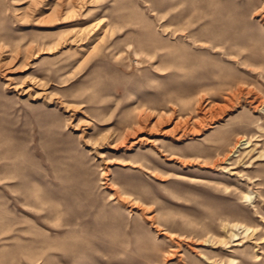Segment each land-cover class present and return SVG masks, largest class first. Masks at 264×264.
Returning a JSON list of instances; mask_svg holds the SVG:
<instances>
[{
  "label": "rangeland",
  "instance_id": "1",
  "mask_svg": "<svg viewBox=\"0 0 264 264\" xmlns=\"http://www.w3.org/2000/svg\"><path fill=\"white\" fill-rule=\"evenodd\" d=\"M57 1L0 0V264H264V0Z\"/></svg>",
  "mask_w": 264,
  "mask_h": 264
},
{
  "label": "bare ground",
  "instance_id": "2",
  "mask_svg": "<svg viewBox=\"0 0 264 264\" xmlns=\"http://www.w3.org/2000/svg\"><path fill=\"white\" fill-rule=\"evenodd\" d=\"M37 2V0H32V2ZM64 1V0H63ZM63 1H57L56 3H54V4H52L51 3V9H50V13L48 14L49 16L50 15H52L51 17H50V19H56V18H58V13H59V9H60V7H61V5H62V2ZM65 3H67V1L65 2ZM46 16L47 18L49 17V16ZM49 19V18H48ZM47 19V20H48ZM95 34V33H94ZM97 34H95L94 36H96ZM61 37V36H60ZM69 38V37H68ZM97 38H102L99 34L96 36V37H93L91 40L89 39V40H87L86 42H84V46H82V48H81V51L82 50H85V55L87 56L91 51H92V49L94 48V46H95V44L93 45V43H94V41L97 39ZM61 42H67L66 41V39H63L62 41H59V38H58V40H55V41H53L52 43H47L46 44V46H42V47H38V49H39V51L40 50H42V49H40V48H46V49H48V48H51L52 46H54V45H56V44H58V43H61ZM1 46V45H0ZM51 50V49H50ZM46 51V50H45ZM53 51V50H52ZM134 51V50H133ZM43 52V51H42ZM88 52V53H87ZM47 53H49V52H47ZM132 53H134V52H132ZM137 53V52H136ZM146 54L150 57V58H152V56H153V53H151V52H146ZM84 55V58L86 57ZM162 69V68H161ZM138 124V123H137ZM131 130V129H130ZM136 131V129L135 128H133V130H132V132H135ZM252 135H246V134H243V135H240L237 139H236V142H234L233 144H232V147H231V150H230V152H229V154L228 155H231L233 152H235V151H239V149H242V148H244V147H247V146H249L250 144H251V140H252ZM136 140H149V138L146 136H139L138 137V139H136ZM247 196H248V198H249V195L247 194ZM235 225V224H234ZM244 229H248V227H245ZM231 235H232V237L233 238H237L238 237V234H237V232H235V231H231ZM234 261V259L233 258H231V259H229L228 260V263L229 264H231L232 262Z\"/></svg>",
  "mask_w": 264,
  "mask_h": 264
}]
</instances>
